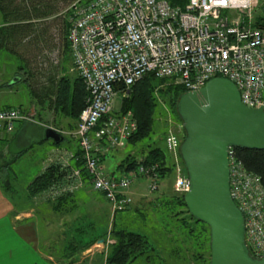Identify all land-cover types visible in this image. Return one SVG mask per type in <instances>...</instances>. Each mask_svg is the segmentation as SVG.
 Returning a JSON list of instances; mask_svg holds the SVG:
<instances>
[{
	"label": "built area",
	"instance_id": "built-area-1",
	"mask_svg": "<svg viewBox=\"0 0 264 264\" xmlns=\"http://www.w3.org/2000/svg\"><path fill=\"white\" fill-rule=\"evenodd\" d=\"M76 1L68 30L73 69L88 93L76 130L88 183L114 210L131 206L130 190L140 177H149L150 192L159 185L156 168L113 177L101 157L125 148L138 130L130 114L114 115L117 87L126 89L149 74L197 91L222 77L239 89L244 105L264 109V0H189L185 8L169 0ZM125 94V92H123ZM21 122L33 119L21 108L0 107V133L12 135ZM100 127L97 129V127ZM182 141L174 132L165 140L175 164L174 189L185 194L189 179L179 160ZM231 196L245 217L250 255L264 258V183L247 169L229 147ZM80 169L63 185L52 187L55 200L85 186Z\"/></svg>",
	"mask_w": 264,
	"mask_h": 264
},
{
	"label": "rangeland",
	"instance_id": "rangeland-1",
	"mask_svg": "<svg viewBox=\"0 0 264 264\" xmlns=\"http://www.w3.org/2000/svg\"><path fill=\"white\" fill-rule=\"evenodd\" d=\"M76 1L78 0H11L15 14V16H12L13 21L26 22L33 20L31 23L24 25L25 30L22 36H17L15 40L18 41L21 37L20 39L24 48L23 59L27 62L26 69L29 72L32 86L35 87L38 98H41L40 92L45 85L44 93L49 97L47 98V102L41 100L45 103L44 106H46L42 108L44 118H37L36 122H44L48 126L58 128L64 132H73L79 120L69 119L71 124L76 127L72 130L65 129L67 127L65 118L50 108L54 107V103L56 102L52 98L54 96L53 86L55 82L57 83V98L61 80L69 78V76L62 75L65 67L70 62L68 51L66 50L65 54L63 52L68 37L65 21L68 20L69 10ZM13 65H11V68H9L8 73L5 75L6 82L8 81L11 85L13 84L15 88L9 94V97L16 100L15 107H22L26 113H29V106L37 101L40 102V99L37 100V97H34L26 80H22L14 75L12 71ZM71 76V78H74V75ZM14 80H16L15 83ZM122 98L123 96L118 94L114 99L113 111L115 113L120 111ZM168 100H170L168 97H159L160 106L157 108L158 114H156L157 121L155 128L156 131L158 129L157 134L168 131L174 132L180 137L184 132L182 121L177 114L172 112ZM42 102L41 105H43ZM54 116H60L59 120L54 119ZM60 120H64V122ZM72 137L73 139L69 138L71 139L70 142L75 143L76 138H74V135ZM17 140L15 138L9 146L10 154L7 155L6 159H4L5 155L2 151L4 145L0 144V182L13 186L15 190L13 195L16 200L23 195L27 185L42 171L46 164L60 163L67 166L66 160H47L46 151L37 142V138L31 139L30 142L24 139H22V142ZM64 143H66V140ZM28 145L32 146L28 147ZM161 146L164 147V144L161 143ZM125 148L114 149L107 154L105 160L102 161L106 174L113 177L126 174L125 168H119L118 166L135 148L132 146L127 148V150ZM27 149H29L27 154L18 158L16 157L18 152ZM136 154L137 159L141 160L143 155L140 151H137ZM8 160H11V168L8 171V177H4L1 174ZM44 160L45 163L43 164ZM172 176L169 181H164L165 183L163 184L166 185L170 182L174 185L175 174ZM149 184L150 179L142 178L136 180L130 190L133 201L129 209L131 207L133 209L118 212L116 215L114 208L109 203L101 201L100 196L95 192L90 194L93 204H97L94 208L87 200L79 201L80 199H77V205L66 201L62 205L61 210L55 213V215L66 229H71L68 231L69 236H67L65 242L63 240L62 244H66L65 250L67 252L72 251L74 253L76 251L77 254H72L76 256V259L71 260V263L69 261L68 264H77L83 260L82 264H90L89 259L93 256L94 264H105V257L109 252L110 246L114 243L111 235L113 223H115L116 228L124 227L147 234L153 245L157 248L148 254V259L141 257L130 264H174L173 260L176 258L179 261L175 264H198L196 261L197 254L204 251V248H207L209 244L208 233L204 231V228L207 229L206 226L196 223L187 217V215L181 217L182 221L179 222L175 218L170 217L169 214L171 215V213L165 209L159 212V217L156 216L154 206L150 203V201L155 200H151V198L156 194L149 191ZM147 194H153V196H148ZM95 201L100 203H96ZM46 202H48L46 198L38 196L32 205L37 210L40 209L41 216L48 215L49 211L52 215L54 213V205L52 204L50 209L45 207L46 210H49L45 212L44 205ZM134 208L139 209L143 214L134 211L136 210ZM150 213L152 216H150ZM64 222L65 224H63ZM191 229L194 232L188 233ZM90 243L92 244L88 246ZM84 253L86 254L83 255Z\"/></svg>",
	"mask_w": 264,
	"mask_h": 264
},
{
	"label": "water",
	"instance_id": "water-1",
	"mask_svg": "<svg viewBox=\"0 0 264 264\" xmlns=\"http://www.w3.org/2000/svg\"><path fill=\"white\" fill-rule=\"evenodd\" d=\"M177 113L185 132L180 156L190 184L185 203L210 228L209 264H264L246 244L245 217L231 196L228 158L229 147L264 150V109L247 107L233 82L216 77L184 92ZM46 138L64 141L53 128L46 129Z\"/></svg>",
	"mask_w": 264,
	"mask_h": 264
},
{
	"label": "trees",
	"instance_id": "trees-1",
	"mask_svg": "<svg viewBox=\"0 0 264 264\" xmlns=\"http://www.w3.org/2000/svg\"><path fill=\"white\" fill-rule=\"evenodd\" d=\"M86 1L89 0H80L79 3H84ZM169 2L174 6L185 8L189 3V0H169ZM0 11L6 20L15 22L12 20V16H15V14L13 12L11 0H0ZM73 16L74 10L71 8L69 10L68 20L65 21V26L67 28L66 31H68L71 26ZM66 42V50L71 55L68 37ZM117 91L123 96V98L120 111L118 113L113 112V114L120 116L130 114L138 125V130L128 139L127 143V148L132 146L135 149L125 157L119 167L125 168L127 171L126 174L136 172L138 167L142 165L146 168H156L155 173L158 176L159 185L156 191L151 192L156 194L153 198H151V200H155L150 201V203L154 206L156 216H158L160 211L165 209L171 213V215L169 214L170 217L175 218L179 222L182 221L181 217L187 215V217L194 220L196 223L204 224L190 214L185 203V194L176 192L174 185L170 182L169 184H166L169 186L163 184L165 183L164 181H169L171 176L175 174V164L165 145V140L169 132L163 131L162 134H157L158 129L156 131L155 128L157 121L156 114H158L157 108L160 106L159 97H168L170 99L168 101L172 112L177 114L179 117L177 113V102L186 90L182 86L175 85L164 79H158L155 75L149 74L129 89H126L124 85L118 86ZM123 92H125V94ZM87 96L88 93L85 90V86L79 76L74 80L70 78H63L59 84L56 106L57 108L67 110V112L69 111V116L73 120L78 121L80 114L86 107ZM99 127L100 125L97 129ZM184 138L185 132H183L179 139L183 141ZM161 143L164 144V147L161 146ZM235 149L237 155L243 161L247 169L259 175L264 183V150ZM137 151H140L143 155L141 160L137 159ZM24 154L25 153L23 151L19 152L16 157H21ZM105 156L106 155L101 157V161L104 160ZM74 158L77 159L76 166L81 170L83 177L85 179H89L88 173L84 167L82 151L80 150L76 155H74ZM179 160L184 172L187 174L186 167L180 154ZM68 169H70L69 166H64L60 163L50 164L41 175L37 176L27 186L28 198L34 199L38 196H42V198H46L47 201H51L52 199L47 198V193L52 187H58L59 185H63L65 183L67 176L70 173ZM142 178L150 179L149 177H140L139 179ZM9 187L10 186L7 187V185H3L5 192L9 193L11 191V187ZM72 194L73 193H64L55 200H57V203H61ZM147 195L153 196V194ZM129 207L124 210H115L114 213L116 215L118 212L133 209V207L130 209ZM134 211H137L139 214L142 213L139 209ZM161 213L163 214V212ZM165 215L167 214L165 213ZM150 216H152L151 213ZM204 225L207 228H204V231L208 233L207 238L209 244L207 248H204V251L197 254L196 261L198 264H209L211 257L210 228L206 224ZM112 228L111 235L114 239V243L110 246L109 252L105 257V264H130L141 257H146L148 259V254L157 249L147 234L124 227L116 228L115 223H113ZM193 232V229L188 231V233ZM91 244L92 243L88 246ZM178 261V258L173 260L174 264Z\"/></svg>",
	"mask_w": 264,
	"mask_h": 264
},
{
	"label": "crops",
	"instance_id": "crops-1",
	"mask_svg": "<svg viewBox=\"0 0 264 264\" xmlns=\"http://www.w3.org/2000/svg\"><path fill=\"white\" fill-rule=\"evenodd\" d=\"M31 21L11 22L9 20H6L2 12L0 11V107L20 108L15 107L16 100L9 97V94L15 89L13 84L11 85L10 83H8V81L6 82L5 75L8 73L9 68H11L12 64H14L12 67L14 75L18 78H21L22 80H26L28 82L27 84L29 85L30 91L34 94V97H37V100L40 99V102L37 101L36 103H33L29 106V113H26L24 111L33 119V122H21L15 133L12 135L0 133V144L4 145L2 151L5 155L4 159H6L7 155L10 154L9 146L11 145V143H13L15 138L20 140L19 142H22V139L30 142L31 139L37 138V142L46 151V159L50 161L66 160V165L70 167V169L68 170L71 173L72 170L79 169V167L76 166L77 159L74 158V155H76L80 150L77 139H75V143L70 142L71 139H73L72 135L76 130V126L71 124V121L69 120L71 119L68 114L69 111L67 112V110L65 109L57 108L56 102L54 103V107L50 108L54 112L59 113L60 116L65 118V123L67 126L65 129L72 130L73 128H75L73 132H64L59 130L58 128L48 126V124H45L44 122H36L37 118H44V115L42 114V108L45 103H43L42 101L44 100L45 102H47V98H49L44 93L46 85L40 92L41 98H38L35 87L32 86L29 72L26 69L27 62L23 59L24 48L20 39L21 37L18 39V41L15 40L17 36H22L23 31L25 30L24 25L27 23H31ZM63 52L64 54L67 52L66 47ZM67 53L70 62L69 65L65 67L64 73L62 75L69 76V78L72 77L71 75H74V78H71L72 80H74L78 77V75L73 70L72 57L69 52ZM15 82L16 80H14V83ZM53 87L54 96L52 98L56 100V82ZM41 102L43 103V105H41ZM60 116H54V119L59 120ZM60 121L64 122V120ZM47 128H53L54 130L58 131L64 137V141L66 140V143L63 144V141L61 142L62 144H57L53 140L47 139ZM29 146L32 145H28V147ZM29 149L22 151L27 154V151ZM125 149L127 150V146ZM108 153H106V156ZM18 154L19 152L17 153V155ZM44 163L45 160L43 164ZM10 164L11 160L6 161L1 174L2 176L8 177V171L11 168ZM49 165L50 164H46L37 176L41 175ZM32 181H30V183ZM88 181V179H85V186L75 191L61 203H57V201L52 200L46 202L44 208L46 207L50 209V207L54 205V213L52 215L50 211L46 210L45 208V212L49 211L48 215L45 216L40 215V209L37 210L35 206H32L35 198H28L27 187L26 190H24L23 195L16 200L14 199L13 195V193L15 192L13 186L0 182V264H68L69 261L71 263V260H75L76 256L72 254H77L76 251L74 253L72 251L67 252L65 250L66 244H62L63 240L65 242V239H67V236H69L68 231L71 229H66L65 226L61 224L60 219H58L55 213H58L61 210L62 205H64L66 201H70L73 205H77V199H80L79 201H89L90 205H92V207L94 208L97 204H93V200L90 196L92 192L97 193L100 196L101 201L109 203L101 193L92 189ZM3 185H7V187L10 186L11 191L9 193L5 192ZM95 202L100 203L97 201ZM63 224H65V222ZM85 254L86 253H84L83 255ZM83 261H80L77 264H82ZM89 262L90 264H94V256L89 259Z\"/></svg>",
	"mask_w": 264,
	"mask_h": 264
}]
</instances>
